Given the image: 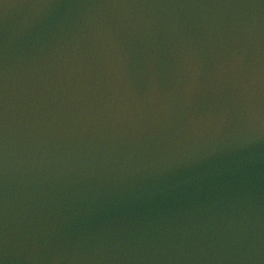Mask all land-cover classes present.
<instances>
[{
    "label": "water",
    "instance_id": "95a60500",
    "mask_svg": "<svg viewBox=\"0 0 264 264\" xmlns=\"http://www.w3.org/2000/svg\"><path fill=\"white\" fill-rule=\"evenodd\" d=\"M0 264H264V0H0Z\"/></svg>",
    "mask_w": 264,
    "mask_h": 264
}]
</instances>
